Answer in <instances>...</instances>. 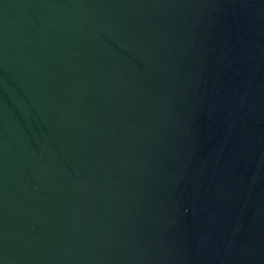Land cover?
I'll return each mask as SVG.
<instances>
[{"label":"water","instance_id":"1","mask_svg":"<svg viewBox=\"0 0 264 264\" xmlns=\"http://www.w3.org/2000/svg\"><path fill=\"white\" fill-rule=\"evenodd\" d=\"M0 264H264V0H0Z\"/></svg>","mask_w":264,"mask_h":264}]
</instances>
